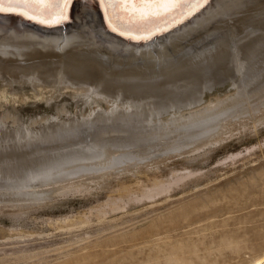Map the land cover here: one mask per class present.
<instances>
[{"label":"bare ground","instance_id":"1","mask_svg":"<svg viewBox=\"0 0 264 264\" xmlns=\"http://www.w3.org/2000/svg\"><path fill=\"white\" fill-rule=\"evenodd\" d=\"M81 1L73 0L70 6L75 9L78 24L72 31V26L67 29L66 20L42 24L18 12H0V19L6 21H0V84H5L0 87V139L11 135L27 148L37 140L33 133L38 121L25 128L19 118L22 110L17 107L29 103L25 92L28 86L49 106L53 101L58 113L54 119L58 126L47 129L57 139L40 148L39 159H34L37 163L28 170L11 172L7 164L3 165L9 160L3 157L7 154L0 150V210L24 211L53 195H68L70 185L82 178L118 175L162 158L193 155L217 144L216 135L226 132L227 123L264 113V0H201L204 6L191 15H187V9H180L151 24L133 26L126 35L112 31L100 0ZM51 30L53 33L46 32ZM161 38L163 43L158 42ZM225 62L228 81V72H222ZM181 73L180 78H187L176 83L174 76ZM112 80L117 86L125 82L124 88L119 86L114 91L115 102L119 104V97H126L122 102L126 108L122 109L126 113L125 109L137 108L132 114L128 111L119 115L120 110L123 112L120 105L115 107L116 113L114 109L107 115L98 114L102 109H97L101 106L99 98L102 102L103 96L112 97L113 89L106 87ZM226 81L236 93L203 106L204 91ZM198 85L201 90L195 89ZM149 87H155L152 93ZM170 89L173 93L192 90L174 97ZM62 97L77 101V108L83 109V103L91 106L88 118L81 126L79 123V128L73 127L78 129L75 132L66 129L82 114L79 109L72 114L75 109L71 111L68 99L59 102ZM37 98L34 103L40 101ZM8 102L14 104L12 108ZM94 103L97 111L92 110ZM14 126L15 130L9 132L7 127ZM13 146L6 148L11 156L15 154ZM194 174L176 176L169 183L158 182L141 197L152 199L166 194ZM115 203L112 211L121 209L120 202ZM106 214L100 212L99 219ZM255 264H264V256Z\"/></svg>","mask_w":264,"mask_h":264},{"label":"rangeland","instance_id":"2","mask_svg":"<svg viewBox=\"0 0 264 264\" xmlns=\"http://www.w3.org/2000/svg\"><path fill=\"white\" fill-rule=\"evenodd\" d=\"M73 11L70 8V20L66 24L67 29L72 26L70 31L78 27ZM261 26L264 28V23ZM163 41L161 38L158 42ZM224 66L222 72H228L227 62ZM183 74L174 76L175 82L187 78H180ZM227 81L222 86L213 85L215 90L204 91L201 104L236 93ZM108 82L112 87L105 82L106 87L113 92L122 86L113 80ZM124 83L121 84L124 86ZM173 84L171 88L176 86ZM3 85L0 87L4 88ZM198 87L195 89L201 90ZM149 88L151 93L155 89ZM191 90L176 91L178 94L174 91L176 95L171 90L169 94L181 97ZM25 92L30 99H26L28 104H17L22 110L19 118H23L20 120L25 128H31V123L38 121V130L33 133L37 140L31 145L37 148H27L23 141L24 145L20 146L21 141H15L11 135L0 139L1 154H7H3L7 157L5 160L14 158L12 163L8 160L3 165L7 164L6 168L16 174L37 163L40 148L57 139L47 130L54 127L58 115L54 102L50 107L41 96L33 95L30 86ZM113 92H110L112 97H102L107 103L99 98L101 106L97 108L94 103L92 110L102 107L103 112L98 114L107 115L117 105L126 108L122 106L126 97H119L122 102L118 104ZM144 96L140 97L143 103ZM35 98L40 101L34 103ZM64 99L69 100L71 111L75 109L72 114H76V109L82 114L66 129L75 132L88 118L91 106L83 103V109L77 108V101L69 97H62L59 102ZM136 109L125 110L132 114ZM120 111L119 115L127 114ZM252 118L227 123L226 134L216 135L217 144L193 155L162 158L118 175L82 178L70 185L68 195H53L24 211L0 210V264H255L264 256V113ZM16 127L7 128L12 132ZM13 144L16 149L11 147L15 151L11 156L6 148ZM238 153L241 155L235 160L229 158ZM31 158L36 161L32 162ZM188 172L195 174L173 185L166 194L152 199L141 197L158 182L169 183ZM114 203H119L121 209L112 211ZM100 212L108 214L99 219Z\"/></svg>","mask_w":264,"mask_h":264},{"label":"snow or ice","instance_id":"3","mask_svg":"<svg viewBox=\"0 0 264 264\" xmlns=\"http://www.w3.org/2000/svg\"><path fill=\"white\" fill-rule=\"evenodd\" d=\"M72 2L73 0H0V12H18L42 24H58L68 19ZM203 6L201 0H193L191 3L188 0H100L105 19L112 31H119L120 35H126L133 26L151 24L157 19L171 16L177 10L187 9V15H191Z\"/></svg>","mask_w":264,"mask_h":264},{"label":"water","instance_id":"4","mask_svg":"<svg viewBox=\"0 0 264 264\" xmlns=\"http://www.w3.org/2000/svg\"><path fill=\"white\" fill-rule=\"evenodd\" d=\"M69 20H70V19H69V17H68V19H67L66 21H65V20H64V21L67 23V22H69ZM156 36H157V35H156ZM137 167H138V165L135 166L134 168H132L130 171L135 170ZM122 172H126V171H122ZM122 172H121V173H122ZM121 173H119V174H121Z\"/></svg>","mask_w":264,"mask_h":264}]
</instances>
